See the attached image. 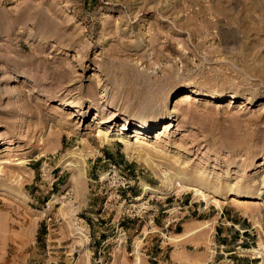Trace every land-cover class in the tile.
Here are the masks:
<instances>
[{"label": "rangeland", "instance_id": "1", "mask_svg": "<svg viewBox=\"0 0 264 264\" xmlns=\"http://www.w3.org/2000/svg\"><path fill=\"white\" fill-rule=\"evenodd\" d=\"M246 183L264 0H0V264H264V189L226 193Z\"/></svg>", "mask_w": 264, "mask_h": 264}, {"label": "bare ground", "instance_id": "2", "mask_svg": "<svg viewBox=\"0 0 264 264\" xmlns=\"http://www.w3.org/2000/svg\"><path fill=\"white\" fill-rule=\"evenodd\" d=\"M186 97V96H185ZM185 99V98H184ZM63 103V102H62ZM61 104V103H60ZM126 121V124H127V120H125ZM124 125V128L122 129V130H125L126 129V126L127 125ZM146 127H145V125H142L141 126V129H145ZM121 134H118L116 137L117 138H119V139H122L123 141H124V138L123 137H121L120 136ZM99 136H100V138H101V141L103 142V143H109V142H111L113 139L112 138H109V136H108V131L106 130V131H104V132H102V131H100V134H99ZM128 148V147H127ZM129 149V148H128ZM23 162H20L19 164H22ZM176 170V177L180 180V181H187V182H189L190 184L188 185V188L187 189H189V190H191V191H194L195 192V195L196 196H200V197H202L203 198V200L204 201H208L207 200V195L205 194V192H204V190H203V188L204 187H208L207 189H213V192L214 193H218V192H220V189L218 188V186L219 185H213L212 184V182L209 180H206V179H204L205 177L203 176V175H205V173L204 172H201V171H199L198 173V176H194V177H191L190 176V174L191 173H189V170L188 169H175ZM82 173V172H81ZM194 175V174H193ZM204 178H203V177ZM208 177V176H207ZM20 181V180H19ZM177 181V180H176ZM229 182V181H228ZM19 183V182H18ZM77 183H79V182H77ZM182 184H183V182H182ZM78 185V184H77ZM241 185H243V184H241ZM223 188V187H222ZM244 188H250V186H249V183L247 184H245V186H244ZM262 189H264V183H263V188H260L259 189V192H254V190H253V192L252 191H250L251 190V188L248 190H243V187L241 186V187H237V186H231V184H229V185H227L226 186V193L227 194H229L230 196L232 195V196H234V197H246V198H250V197H253L254 195H256V196H258V197H260V196H262ZM225 193V194H226ZM262 200H263V202H264V194H263V198H262ZM220 210H222V207H220ZM197 232V231H196ZM196 232H193V234L194 233H196ZM188 234V233H187ZM186 235V234H185ZM190 235V234H189ZM189 235H187V237H190ZM184 237H186V236H183V237H180V240L182 239H184ZM170 240H171V238H170ZM178 241V240H177ZM255 253H258L259 254V251H258V249H254L253 250ZM138 262H139V259H138Z\"/></svg>", "mask_w": 264, "mask_h": 264}, {"label": "crops", "instance_id": "3", "mask_svg": "<svg viewBox=\"0 0 264 264\" xmlns=\"http://www.w3.org/2000/svg\"><path fill=\"white\" fill-rule=\"evenodd\" d=\"M222 213H223V212H222ZM198 229H199V228H198ZM198 229L195 228V227H194V228H191V230L188 231V234H187V235H189V234H190L189 236L193 235V232L197 231ZM194 234H195V233H194ZM210 252H211V253H214V251H212V250H211ZM183 253H184L183 250L181 251L180 248H179V250H178V252H177V256L180 257V260H184L183 257H182ZM226 255L228 256V255H230V254H226ZM212 256H213V255L210 256V259L212 258ZM185 261H187V263H189V264H193V262H194V261H192V259H190V258H188V259L185 260ZM227 261L231 262L232 260H227Z\"/></svg>", "mask_w": 264, "mask_h": 264}]
</instances>
